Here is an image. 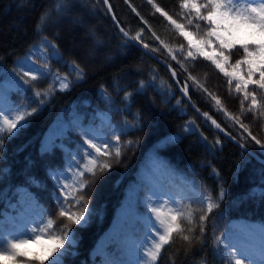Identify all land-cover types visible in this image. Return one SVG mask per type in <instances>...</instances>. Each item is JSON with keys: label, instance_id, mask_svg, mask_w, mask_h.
<instances>
[{"label": "trees", "instance_id": "obj_1", "mask_svg": "<svg viewBox=\"0 0 264 264\" xmlns=\"http://www.w3.org/2000/svg\"><path fill=\"white\" fill-rule=\"evenodd\" d=\"M109 2L118 21L130 35L144 29V42L150 48L158 47L160 50L154 53L172 66L183 84L187 81L190 96L202 112H207L251 150L264 157L244 129L225 111L218 109L207 93L188 80V73L220 98L227 113L238 117L253 135L264 141V116L249 112V101L245 102L241 113L243 95L235 92V84L230 90L228 77L203 57L185 63L188 73L183 72L159 41L151 37V32L172 47L180 44L186 47V41L178 35L174 26L155 12L149 0ZM153 2L178 23H185L181 0ZM54 4L55 0H29L20 7L19 0H0V104L5 107L14 103L27 105L29 109L38 108L29 118L28 127L18 137L6 140L5 150L0 152V169H7L0 177V193L4 194L0 198V229L4 231L5 216L10 206L21 197H27L40 214L51 213L55 218L58 211L56 197L60 192L55 181L49 178L48 170L68 166L69 153L74 154L82 144L80 125L92 127L100 134L108 133L107 129L100 131L104 124L100 114L108 109L101 99V89L104 88L115 100L114 107L121 109L111 113L112 124L123 127L124 121L138 122L143 130L131 129L126 135H121V143L125 140H138V143L126 151L120 163L113 162L111 170L97 181L91 191L85 190L92 214L90 217L86 214V226H82L83 222L81 225H71L77 244L65 264H104L105 255L117 258L125 255L128 238H143L141 218L150 211L145 203L152 192L149 177L153 161L162 164L171 173L191 180L199 193L207 186L215 197L221 184L225 192L219 207L205 222L203 240L194 243L189 250L186 242L174 237L173 243L162 251L159 264H172L173 261L174 264H203L205 260L207 264H227V260L219 259L213 249L215 237L222 236L233 220L264 224V199L259 196V189L264 183L260 173L262 166L216 133L189 108L161 64L133 45L124 43L102 0H72L69 13L46 29L45 34L59 46L64 60L68 63L76 61L85 70V78L76 82L63 62L51 61L53 72L59 70L62 76L68 74L73 83L67 91L53 85L52 94L42 106L38 105L33 92L37 88L41 91L48 89L50 81L23 84L16 76L19 71L17 62L22 61L30 48L39 43L36 25L41 14L52 9ZM140 17L148 24L145 25ZM97 40L101 43L97 44ZM239 58V53L234 50L230 63L234 64ZM37 61L43 64L41 60ZM151 75L157 76L156 85L162 79L171 86L168 94L161 95L156 88L147 87L144 94L133 97L131 110L124 111L125 91L138 89L141 80L147 84ZM17 83L23 89L32 90L21 91L17 89ZM117 84L122 89L119 93L116 91ZM253 89L254 86L250 91ZM256 95L257 100L264 104V93L257 91ZM177 100L181 101L179 105ZM137 113L142 117L138 121ZM190 124L194 130L186 131ZM171 137L176 138L175 143H167ZM217 140L219 144H216ZM49 143L54 144L55 148L42 154V146ZM246 160L250 162L246 163ZM213 169L219 173V179L212 174ZM33 178L40 182L39 186L31 182ZM254 189L255 197L249 196ZM152 198L154 200L156 197ZM188 198L196 201L199 196L190 190L185 197L186 202ZM191 207L196 210L198 205L192 203ZM0 264H11V261L0 258ZM46 264L49 262L46 261Z\"/></svg>", "mask_w": 264, "mask_h": 264}, {"label": "snow or ice", "instance_id": "obj_2", "mask_svg": "<svg viewBox=\"0 0 264 264\" xmlns=\"http://www.w3.org/2000/svg\"><path fill=\"white\" fill-rule=\"evenodd\" d=\"M71 2L72 0H55L54 7L41 14L35 29L40 35V41L30 48L28 55L22 61L17 62L19 71L16 72L14 69L16 76L25 85H33V82L43 80L50 81L48 89L41 91L37 88L33 92V96L40 106L52 94L53 85L63 91L73 83L68 74L62 76L59 70L53 72L50 67L51 61L63 62L64 66L68 68L69 74L74 75L76 82L85 78V70L76 61L71 63L65 61L59 46L45 34L50 24L58 22L60 18L69 13ZM27 3L29 0H19L18 6L23 7ZM104 3L110 11L111 4H108V0H104ZM149 3L155 12L174 26L178 35L186 41V47L184 44L172 47L155 32H151V37L159 41V44L167 50L168 56L176 61L183 72L188 73L185 63L194 62L198 57H203L228 77L227 84L230 90L233 81H236L235 92L243 95V99L240 101L242 114L245 102L249 101L247 110L264 116V104L257 100L256 95L257 91L264 93V0H206L202 4L198 0H181V9L188 10V13L194 14L196 18L195 23L192 18L187 19V24L193 26L195 31L186 30L184 24L178 23L153 0H149ZM133 11H136L135 8ZM136 15L140 14L137 12ZM113 19H115L114 14ZM140 19L145 25L148 24V21L143 17ZM200 21L205 22L203 27H201ZM117 23L119 22L117 21ZM120 32L125 38V44L135 41L145 49L150 48V45L142 39L143 28L135 35H129V32L124 28H120ZM92 35L95 34L92 33ZM96 43L100 44L101 41L97 40ZM159 50L158 47L150 48L152 52ZM234 50L239 53L240 58L232 64L230 60ZM37 60L43 61V65H38ZM242 65L245 67L242 68ZM171 75L175 77L176 71L172 70ZM156 79V75H151L147 84L141 80L138 89L125 91L123 96L125 108L123 110L130 111L133 97L144 94L147 87H154L160 91L161 95H167L171 86L162 79L159 85H156ZM188 80H191L195 87L207 93L215 101L218 109L225 111L230 119L239 124L251 141L259 146L260 153L264 155V141L253 135L249 127L242 123L238 117L227 113L220 98L209 92L205 85L191 73H188ZM176 83L179 84V81L177 80ZM250 85L254 86L252 91L249 90ZM17 89L24 92L32 90L21 88L19 83H17ZM116 91L117 93L122 91L119 84L116 85ZM181 91L191 101V97L188 96L187 81ZM101 99L108 105L107 111L101 115L105 118L108 127L113 129L111 134H100L92 127L85 128L80 125L79 135L82 144L74 154L69 153L68 166L64 169L50 168L48 170L49 178L55 181L60 192V195L56 197L58 211L55 218L51 213H41L33 218L22 216L17 227L13 230L5 232L0 229V256L11 261V264H46L45 258L29 250L28 246L32 244L42 247L50 245L48 249L49 264H65L66 258L72 254L71 250L76 240V233L72 231L71 225H81L83 221L82 226H86L88 223L86 214L88 217L92 214L88 204V193L85 190L91 191L97 181L111 170L113 162L120 163L126 151L134 148L138 143V140H125L121 143V135H126L127 131L131 129L142 131L143 126L138 122L129 123L128 121H124L123 127L113 125L111 113L119 112L121 109L114 107L115 100L104 88L101 89ZM180 103L181 101L177 100V104ZM37 111L38 108L29 109L27 105L11 103L5 107L0 104V152L5 150L6 140L18 137L28 127L29 118ZM203 116L211 121V124L215 125L217 129H221V125L207 112L203 113ZM136 118L138 121L142 117L137 113ZM185 130L194 129L190 124ZM204 139L207 140V137ZM175 142V137L167 140V143ZM216 144H219V140L216 141ZM54 148V144H45L42 146V154L51 152ZM247 155L254 156L251 152H248ZM257 161L262 166L260 173L264 177V159L257 158ZM245 162L250 161L246 160ZM160 167L165 166L160 165ZM6 171L7 169H0V177ZM212 174L218 179L220 178L215 169ZM31 182L37 186L40 184L34 178ZM3 195L0 193V198ZM164 195L167 194L158 195L152 191L146 198L145 206L150 211L141 218L144 226L143 238H128L125 255L119 258L105 255L104 264H159L162 251L165 246L173 243L174 237L186 242L190 250L194 243L203 240L206 232L205 222L213 210L219 207V201L224 198L225 192L221 184L215 197L207 189V186H204V190L200 192L199 199L196 201L188 198L186 202L184 197L176 199L171 196L164 199ZM255 195V189L249 193L251 197H255ZM153 196H156L155 200L152 199ZM259 196L264 199V183L259 189ZM192 203L198 205L196 210L192 209ZM74 208L77 210L73 211ZM197 212L199 213L198 217ZM197 228L199 234H197ZM242 231L245 237L251 232L249 229ZM259 234L261 243L258 247L253 246L251 241L246 238L233 239L231 235L223 234L215 237L213 249L219 259L227 260V264H244L245 260L249 261V264H264V226L259 228ZM66 243L67 246H65ZM203 264H207V261L205 260Z\"/></svg>", "mask_w": 264, "mask_h": 264}, {"label": "rangeland", "instance_id": "obj_3", "mask_svg": "<svg viewBox=\"0 0 264 264\" xmlns=\"http://www.w3.org/2000/svg\"><path fill=\"white\" fill-rule=\"evenodd\" d=\"M198 2L202 4V3H205L206 0H198ZM183 10H184V15H185V20H186L184 23L186 30L195 31V28L193 26L187 24L188 18H192L194 23L196 22V18L194 14L188 13V10H185V9ZM201 11L203 12L204 10L202 9ZM199 23L201 24V27H203L205 22L200 21ZM37 64L43 65L42 63L38 61H37ZM243 67L245 66L242 65V68ZM233 83L235 84L236 81L234 80ZM71 86L72 84L67 90H69ZM251 87L252 85L249 86V90ZM67 90H63V91H67ZM101 118L104 124L102 125L100 131L104 132V130L107 129L108 130L107 134L110 135L113 129L108 127V125L105 123V118L102 115H101ZM160 165L162 164L154 162V161L152 162V166L150 170L151 175L149 177L151 191H155L158 195H163L166 193L167 195L163 196L164 199H168L170 196L176 199H180L181 197L185 198L188 191L190 190L197 193L198 196H200V193L194 187L193 182L191 180L187 179L185 176L171 173L168 168L160 167ZM39 215L40 213L37 210H34V207H32V204L29 202L28 198L21 197L16 203L10 206V209L8 213L6 214V217L3 221V229L5 232L13 230L15 227H17V224L22 216L27 217V218H33ZM261 226H264V224L256 223V222H249V221H244V220H233L229 225V229L225 231L224 234L231 235L233 239L246 238L247 240L251 241V244L253 246L258 247L259 244L261 243V237L259 234V228ZM244 229L251 230L250 234L247 235L246 237H245L244 232L242 231ZM76 244H77V240H75V245L73 247H75ZM65 246H67V243ZM49 247L50 245H44L42 247L36 244H32L28 246L31 252L39 254L42 258H45L47 262H49L48 261ZM0 258L5 259L2 256H0ZM244 264H249V261L245 260Z\"/></svg>", "mask_w": 264, "mask_h": 264}, {"label": "water", "instance_id": "obj_4", "mask_svg": "<svg viewBox=\"0 0 264 264\" xmlns=\"http://www.w3.org/2000/svg\"><path fill=\"white\" fill-rule=\"evenodd\" d=\"M106 11L108 12L110 19L113 23V25L116 27V29L118 30V33L120 34V36L125 40V38L123 37V34L120 32V28H123V26L120 24V22L118 21L113 8L111 7V10L109 11L107 5L104 3V0H102ZM108 4H110L109 0H108ZM113 14L115 16V19H113ZM117 21L119 23H117ZM126 31V30H125ZM130 35V34H129ZM128 44L133 45L134 47L138 48L139 50H141L143 53H145L147 56H149L151 59H153L154 61H156L157 63L161 64L171 75V71L174 70L171 66V68H169V63L162 59L161 57H159L156 53L150 51V49H145L143 48L142 45H139L138 42L135 41H130L128 42ZM172 77V80L175 84V87L177 88L178 92L181 94V96L183 97V99L185 100V102L187 103V105L200 117H202L213 129L216 133H218L220 136H222L224 139H226L228 142L232 143L233 145H235L236 147H238L240 150L244 151L245 153L251 152L254 154V156H252L256 161L257 158L259 159H264V157L260 156L258 153L252 151L248 146H246L241 140H239L237 137H235L233 134H231L222 124H220L217 120V123H219L221 125V129H223V131H221V129H217L215 127V125L211 124V121L207 120V118H205L203 116V112L196 106V104L193 102L192 98L191 101L188 100L187 97H185L181 91V89L183 88L184 84L181 82V80L179 79V75L176 72V76ZM179 81V84L176 83V81ZM188 96H190L189 93V86H188ZM191 97V96H190ZM194 105V107H193ZM198 110V111H197ZM213 119V118H212ZM215 120V119H214ZM247 149V151H246ZM258 162V161H257Z\"/></svg>", "mask_w": 264, "mask_h": 264}, {"label": "bare ground", "instance_id": "obj_5", "mask_svg": "<svg viewBox=\"0 0 264 264\" xmlns=\"http://www.w3.org/2000/svg\"><path fill=\"white\" fill-rule=\"evenodd\" d=\"M126 2H127V0H126ZM168 72V71H167ZM169 73V72H168ZM178 74V73H177ZM169 75H170V73H169ZM171 76V75H170ZM172 78V77H171ZM179 79H180V77H179ZM187 104V103H186ZM190 108V107H189ZM201 110V109H200ZM253 151V150H252ZM255 152V151H254ZM257 153V152H256Z\"/></svg>", "mask_w": 264, "mask_h": 264}]
</instances>
